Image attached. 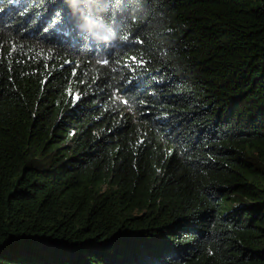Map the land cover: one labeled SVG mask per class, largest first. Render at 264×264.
<instances>
[{
	"label": "trees",
	"instance_id": "1",
	"mask_svg": "<svg viewBox=\"0 0 264 264\" xmlns=\"http://www.w3.org/2000/svg\"><path fill=\"white\" fill-rule=\"evenodd\" d=\"M0 264H264V0H0Z\"/></svg>",
	"mask_w": 264,
	"mask_h": 264
},
{
	"label": "rangeland",
	"instance_id": "2",
	"mask_svg": "<svg viewBox=\"0 0 264 264\" xmlns=\"http://www.w3.org/2000/svg\"><path fill=\"white\" fill-rule=\"evenodd\" d=\"M245 201H247L246 198H244V197L240 198L239 197V198H237V201L236 202L230 201V202L225 203L224 204V207H223V210L230 209V208L236 206L237 204L243 203Z\"/></svg>",
	"mask_w": 264,
	"mask_h": 264
},
{
	"label": "snow or ice",
	"instance_id": "3",
	"mask_svg": "<svg viewBox=\"0 0 264 264\" xmlns=\"http://www.w3.org/2000/svg\"><path fill=\"white\" fill-rule=\"evenodd\" d=\"M124 39H125V40H127V39H128V37H127V36H125V37H124ZM133 59H135V58H133ZM102 63H105V64H106V63H108V61H106V60H105V61H103ZM124 103H127V101H124Z\"/></svg>",
	"mask_w": 264,
	"mask_h": 264
}]
</instances>
